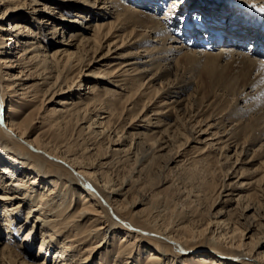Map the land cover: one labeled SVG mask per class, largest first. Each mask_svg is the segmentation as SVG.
Here are the masks:
<instances>
[{
	"label": "bare ground",
	"instance_id": "bare-ground-1",
	"mask_svg": "<svg viewBox=\"0 0 264 264\" xmlns=\"http://www.w3.org/2000/svg\"><path fill=\"white\" fill-rule=\"evenodd\" d=\"M49 1L0 0V22H2L0 23V86H4L0 87L3 94L0 95V219L4 220L3 223L0 221V227L2 226L7 234L6 244L3 243L4 245L0 247V264H34L28 261L30 254L25 243L32 242L36 235H39L37 255L41 254L43 257L41 259L43 261L38 264L49 263V256L53 264H89L96 256H98L97 264H264V234L260 236V239H256V235L246 237L252 227L242 229L235 224L236 222L223 220L219 215H213L204 223L190 217V219L184 217L176 222L166 223L159 221L158 215V218L155 215L157 211L154 210L155 214L146 213L145 209L139 206L157 195L144 193L137 188L139 192L130 195V190H133L132 188L136 187L139 181L138 178L128 175L118 177L120 180L116 182L107 173L108 168L118 162L122 163L129 157L122 159L120 153L124 150L116 148L110 150L109 144L105 147L100 144H103L105 139L107 143L115 142L110 135L114 132L117 136V126L110 121V118L115 116L113 102L116 97H119L118 103L122 104L125 115H131L130 112H133L135 108L137 101L133 96L136 93H131L128 80L142 81L144 76L154 71L160 63L162 69H156L148 79V82L153 83L158 78L169 75L170 68L176 70L178 64L183 63L184 66L185 64L199 66L200 75L194 82L196 96L189 94L186 98L181 97L184 90L193 84L185 77L180 78L179 81L167 82V88L160 85L163 89L160 92L158 88L149 84L148 88L141 93L146 100L139 110V118L145 122L146 128L150 127L149 130L164 127L162 134L166 136L165 140L160 136L153 140L151 148L155 149V152L167 148L170 140L179 137L177 135L179 132L174 130L176 126L182 127L184 131L189 129L191 132L198 128L194 131L197 133L196 136H190V132L186 138L184 137L185 142L180 141V144L186 145L192 140L198 143L205 135L204 137L207 138H204L205 146L218 144L221 151L235 146L234 153L237 157L242 153L246 143L253 145L261 142L260 147L264 148V122L259 124L258 116L255 122L251 119L256 117L251 119L245 117L250 112L256 115L264 108V62L249 55L248 52H246L247 55L244 52H236L237 49L233 51L231 47L234 44L228 46L226 39L222 40V46L215 52L200 50L201 44L197 45L194 41L188 42L193 48L187 46L191 49H185V46L179 44L181 41H176L169 35V30L171 31L169 25L173 23L167 24L164 17L158 18L151 13H146L145 17L149 24L142 25L144 27L142 33L132 30L127 35L132 37L134 44L148 42L147 38L152 37L149 41L150 46L145 49L143 57H133L132 55H137L134 52L126 55L123 53V59L119 62L106 68L99 67L91 70L89 68L92 66H99V61H105L109 53H116L125 46L126 37L121 34V29L132 19L131 15L135 16L141 11L131 6H123L119 0H82L84 5L77 3L81 0H65L66 2L63 0L62 2L65 3L57 4L60 8V16L57 18L47 11L51 8L48 6ZM172 3L181 4L179 0H173ZM40 4L43 8H39ZM173 4L168 10L171 13L175 11ZM121 7L124 13H121ZM25 9H31L29 14L35 15L31 26L25 24L22 15ZM73 9V14L67 18L64 15L65 12ZM87 16L96 20L91 24V19ZM167 17L171 19L172 16ZM7 18L9 21L4 23L8 20ZM226 18L222 21L226 24L232 23ZM34 22L35 26H33ZM44 24H52L53 34L59 33L58 29H61L62 33L69 27L74 30L70 32V42L62 44L64 48L57 49L50 53L51 55H47L45 47L41 44L45 40L41 31ZM193 29L188 25L185 26L182 35L195 33ZM239 32L237 31L234 36L237 40H242L247 35L251 37L248 40L251 43L254 40L253 37H256V34L249 30ZM74 40H78L77 45L72 43ZM217 41L214 39L211 42L212 45H216ZM12 44L15 45L14 52L9 51ZM73 46H76V51L71 49ZM80 46L84 47L82 55L79 54ZM103 48H106V53L101 54L97 61L87 58L89 52H98ZM60 54L62 57H59ZM41 55L43 57L40 60ZM83 67H87L85 76L90 79H99L104 75L107 77L105 81L107 86L103 89L112 99L98 103L102 105L97 108L95 102L101 100L99 92L94 86H88V82H83L84 79H78L80 74H83ZM112 67L115 69L112 70ZM74 70L77 71L70 77L65 74L66 71ZM52 72L54 74L51 76ZM121 76L124 84H119L116 79ZM34 78L40 80L34 81L36 80ZM69 78L70 81L67 82ZM48 79L52 80L48 81ZM83 85L88 88V91L82 93L79 100L60 98L56 101L58 107L57 105L45 107L44 113L39 117L52 118L49 122L55 121L54 123L60 126L68 119L65 120L66 116L79 113L83 108L84 113L79 117V122H85L87 125L80 127V130L93 132L96 138L98 135H102V138L105 135V138L98 142L104 151L100 153L99 148L97 149L93 144L92 147L91 144L88 145L89 143L73 146L70 145L71 142L64 144L58 139L53 142L41 133L33 135L37 114L34 118L32 117L34 115H31L33 109L28 113L23 112V104L39 100L43 105L44 98L46 102H53L56 96L67 94L75 87L81 90ZM199 85L202 89H199ZM113 87L114 90H112ZM121 91H125L124 94H121ZM209 91L210 93L212 91L214 96L224 92L235 99L233 103L236 105L234 106L236 113L231 111V114L222 117L225 122H228L230 117L233 119L231 122L234 123L229 128L231 129L229 133L226 132V126L218 124L219 121L206 120L210 116H199L198 111L210 105V102L205 104L204 108L195 111V103L190 96L197 98L200 92L205 95ZM152 92L157 93L156 96H158L154 103L157 110H153L150 106ZM89 95L91 98L83 102V99H88ZM17 99H21L20 102ZM40 106L39 109L42 108ZM90 106H93L94 116L87 113ZM173 108L181 112L180 118H176L175 122L173 120V122H166L165 125L161 124L158 115L166 113L167 111L163 112L164 109ZM20 110L23 115L19 118L17 114ZM152 119H156L155 123H151ZM95 125L100 129L93 130L96 127L92 126ZM140 137L141 135H137V139ZM230 137L233 138L232 143L227 142ZM134 144L141 143L139 141ZM108 157L110 159L107 160ZM134 157L135 162L136 155ZM224 160L227 161L228 157H224ZM237 160L238 158L236 162ZM262 180L264 175L258 179L254 190L261 191L259 186L263 185ZM55 193L59 195H54ZM153 194L154 197H152ZM75 196L77 200H73ZM66 197H69V202L65 201ZM23 209L25 215L24 222L21 223L17 220V216H20ZM251 209L253 206L249 204L243 207L244 212ZM257 224L264 229V224ZM14 230L20 232V239L15 240ZM108 230L109 233L112 232V235L106 237ZM37 231L39 234L36 233ZM100 236L103 238L98 240ZM116 237H120V240H116ZM247 238L249 240L245 241ZM103 240L104 243H102ZM141 244L144 249L141 248ZM135 246H139V249ZM143 252H145L144 257L141 255Z\"/></svg>",
	"mask_w": 264,
	"mask_h": 264
},
{
	"label": "rangeland",
	"instance_id": "rangeland-1",
	"mask_svg": "<svg viewBox=\"0 0 264 264\" xmlns=\"http://www.w3.org/2000/svg\"><path fill=\"white\" fill-rule=\"evenodd\" d=\"M62 1L63 0H50L48 2V6H51V8L49 10H47V11H49L48 13H50L54 17L58 18L60 16V8L58 7L57 4H60V3L63 4L66 2L65 0H64L65 2H62ZM42 2L43 1H41V3ZM119 2L123 6L124 5H126L128 7L131 6V7H133V9L141 11V12L140 13L138 12L136 14L137 16L131 15L132 19L130 18L131 20L128 21V24H126L121 29V34L124 35L126 38L124 40L125 46L121 50H119L120 52L117 51L116 53H109V55L106 56V58L104 59L105 61H99V66L94 65L91 68H89L91 70H96L99 67L100 68H106V66H109L113 63H117L123 59L122 56H124V54L126 55V54H130V53L134 52V54L135 55L137 54V55L136 56L132 55L133 57L142 56L144 54L145 49L149 48V46H150L149 41H150V38H152V37L147 38L148 42H145L142 44H134L132 42L133 41L132 37H127V35L130 34L132 30L136 31V33H142V30H144V27L142 25H144V24L148 25L149 24L148 20L145 17L146 13L147 14L151 13L153 16L158 17V18L164 17L165 18L164 21H166L167 24H168V22H169V24L173 23V24L169 25V27L171 28V31L169 30V35L174 37L176 39V41L177 40L183 41L180 37L187 36L190 34L189 33L186 35H182V33L181 34L179 33L180 36L178 35V32L182 29V27L184 25L183 22H185V20H188L187 16H192L195 13H197L198 11L202 10L203 8L208 9V11L214 17H215V15H221V17L219 19V21H221V22H223L222 19L223 20L225 19L224 18L225 16L222 17V14L224 12H225V15L228 14L229 12L227 9L229 7L233 11H235L234 14L238 18L241 19V18L245 17L251 23L254 22L255 20H257L258 16H261L264 14V13L259 11V8L264 7V0H184V1L179 0V2H181V4H183V3L185 4V3L189 2L191 7H188V9H186V10L182 9L181 4H177V5L175 3L173 4L172 3L173 0H151V1L150 0H138V1L137 0H119ZM139 2L140 3L143 2L142 3L143 5L140 6ZM195 2H197V5H195ZM77 3L84 5V3H82V0L77 1ZM172 4L174 5L173 9L175 8V11H179V13H177L176 15H175V11H173L172 13L168 11L171 9L170 7ZM144 5H146V6H144ZM253 5H255V7H253ZM39 6H40L39 8H43L42 4H40ZM122 7H121L120 11H121V13H124L125 11L122 9ZM87 8H88V6H87ZM122 10H123V12H122ZM30 11H31V9H25L22 13L23 18L25 20V24L27 26H31L32 21L35 20L34 19L35 15L33 16V15L29 14ZM66 12L64 15L67 16V18H70V16L73 14L72 12H74V9L71 10L70 12H67V13ZM170 15L173 18L171 17V19H169L167 17ZM39 16H41V15L39 14ZM87 17L89 19H91V21H90L91 24H92V22H94L96 20L95 18H92L91 16H87ZM226 17L230 18L229 15H227ZM190 19H193V18H190ZM6 21L8 22L9 19L5 20L4 23H7ZM189 22H190L189 25L191 27L192 21H189ZM213 22H215L214 19H213ZM0 23H2V22H0ZM223 23H225V22H223ZM237 23H240V22H237ZM73 24H75V23H73ZM135 25H137V26L135 27ZM33 26H35V22H34ZM51 26H52V24H44V27L41 28L42 29L41 31H42L43 36L45 38V40H43L42 41L43 43H41V44H42V46L45 47V49H46L45 52L47 53V55L48 54L51 55L57 49L59 50L60 48H64V45H62V44H66L67 42H70V39H71L70 32L74 31V30H72V28L69 27V28L65 29L63 33H62L61 29H58L57 31H59V33L57 32L56 34H53ZM240 26H242V24H240ZM145 30H148V29H145ZM181 32H184V29H182ZM65 40H67V41H65ZM6 43H8V41ZM72 43H76V45H77L78 40H74ZM248 43H249V41H248ZM176 44H178V43H176ZM179 44L180 45L182 44L183 46H185V49H191V48H188L187 46L193 48V46H190L188 43L186 44V42L185 43L179 42ZM228 46H229V44H228ZM13 47H15L14 44H12V46L10 47L11 48L9 50L10 52H11V50H12V52L16 51V49L14 50ZM75 47L76 46H73V48L71 47V49L75 50L76 49ZM231 48L233 51L236 50L233 47H231ZM227 49L230 50L229 47H227ZM200 50L205 51V49H203V48H201ZM217 50H218V46L211 49V51H213V52H215ZM206 51H210V50H206ZM238 51L243 53V51H241V50H237L236 52H238ZM93 52L94 51L89 52L87 54V58H92L95 61H97V59H99L101 54L103 55L104 53H106V48H103L98 52H96V51L94 53ZM141 52H143V53H141ZM81 53L84 54V47H82V46H80V49H79V54L82 55ZM42 57L43 56L41 55V57L39 59L41 60ZM59 57H62V54H60ZM118 57H121V59H118ZM134 59L139 60L138 58H134ZM161 63H163V62L161 61ZM185 65L187 67L184 66L183 63L178 64V67L176 70H175V68H170L169 75H165L162 78L160 77L157 80H155L153 83L148 82L149 81L148 79L152 75V73L155 72L156 69H158V68L160 69L162 67V65L160 63L158 64L157 67H155L154 71H150L147 73V75L144 76V79H143L144 81L143 80L142 81L141 80H128V82H129L128 88L130 89L131 93H133V94L136 93L133 96L134 99L137 101L135 108L133 109V112H130L131 115H125V112L122 111V107H123L122 104L118 103L119 97H116V100L113 102L114 103V110L113 111L115 112V116L113 118L112 117L110 118L111 119L110 121L112 123H114V125L117 126V131H118L117 136L115 135L114 132L111 133V135H110L111 137H113L115 142L107 143V139H105V140H103V144L102 143H100V144L104 147L109 144L108 149H110V150L115 149V148L119 149V150H124L120 153V156L122 157V159L123 158L126 159L128 157H129V159L123 160L122 163L121 162L116 163L115 164L116 166L115 165L111 166L110 168H108L107 173L109 174L110 177L114 178L116 180V182H118V180H120L119 178H122V177H125L128 175L129 176L133 175V177H135L136 179L138 178L139 181L137 182V184L135 183L136 187H133L132 188L133 190H130V192H131L130 195H132V194L135 195L136 193L139 192L138 191L139 189H140V191L142 190L144 193H147V194L155 193V195H157L156 197H154V194H153L152 197H154V198H152V199L150 198L148 200L149 203L147 202L145 204H141V206H139V207L145 209L146 213H148V212L152 213L153 212L152 214H155V212L157 211L158 213L156 212L155 215H156V217L158 215L159 218L158 217L157 218L159 219V221H165L166 223H168V222L173 223V222L180 220L181 218L183 219L184 217H188L187 219H190V218L194 219L195 218L194 219L195 221H199V222L204 223V221H207L213 215L214 216L219 215V216H221V219H223V220L225 219L227 221L230 220V222H236L235 224H237V226H239L242 229L243 228L248 229V228L252 227L253 229L251 228V231L250 232L248 231V234L246 237H248V235H251V236L256 235L255 238L260 239L264 234V231H263L264 229L262 227H258L257 223L264 224V189H263L264 188V180H262V182H261V184H263V185L259 186L261 191L254 190V189H256V187H257L256 184H258V179L264 175V148H263V146L260 147V144H262L261 142H256L253 145H251V144L248 145L246 143L244 145L242 153L239 154V157H237V155L234 153L235 148H236L235 146L234 147L230 146L229 149H227V148L222 149V151L219 149L218 144H215L214 146H205L204 140L207 139L206 137H204L205 135H203L201 141L198 143L195 142V140H192L191 142H189V144L188 143L186 145L184 143L180 144L179 143L180 141L185 142L184 137L186 138V136L189 135L191 130L187 129L189 131H187V130L184 131V129L182 127L176 126L174 128V130H175V132H179V133H177V135L179 137L170 140V143H169L170 145L167 148H165L164 150H161L160 152H155V149L151 148L153 140L157 139V137H159V136L163 137L165 140L166 136H164L162 134V132L164 131V129H163L164 127H159V128L157 127L155 129L149 130L150 127L147 126V128H146L145 122L142 121V118H139V115H138L139 110L141 109L143 102L146 100L145 96L141 95V93L143 92V90L145 91V89L148 88L149 84L153 85L155 88H158V91L160 92L163 90L160 87V85H163V88H167V86H168L167 82H170V81L175 82L176 80L179 81L180 78L185 77V78H188L192 81L191 83H193L192 84L193 86L191 85L190 88L184 90V92L181 94V97L186 98L189 94L195 95L194 90L196 88H194V86L196 83L194 84V82L196 80H198L197 78L200 75L199 69H198L199 66H195V65H191V64H185ZM30 67H32V66H30ZM86 68L87 67H83V74L81 73L80 77L78 79H84L83 82H88V86L89 85L94 86L95 90L97 92H99L101 100L96 101L97 103L95 102V107L97 108L100 105H102V104H98V103H103L107 100L109 101L112 99V97L110 95L105 94V89H103L104 87L107 86L106 82H105V81H107V77H105V75H104L103 77H99V79H96V78L90 79L87 76H85L86 72H87ZM31 69L33 70V67ZM114 69L115 68L112 67V70H114ZM71 71H66L65 74L68 77H70L77 70H74L73 72H71ZM185 71H186V73H185ZM188 73H192L193 74V75L191 74L192 77H189L191 75H189ZM53 74H54V72L51 73V76ZM122 78H123L122 76L116 78L117 81H119L118 82L119 84H124V82L121 80ZM192 78L193 79L195 78V79L193 80ZM34 79H36L34 81L40 80L37 78H34ZM52 79H48V81H50ZM31 81H33V80H31ZM68 81H70V78L67 80V82ZM166 84H167V86H166ZM2 86H0V87H2ZM200 86L201 85H199V89L201 88ZM38 87L40 88L43 86H38ZM85 87L86 86L83 85L81 87V90H79L78 87H75V88H73V90H71L67 94H61V95L56 96V97L54 96L55 98H53V99L55 102L54 101L53 102H51V101L46 102V98H44L45 101L43 102L44 103L43 105L40 103L39 100L34 101L30 104L24 103L22 106V111L25 113H28L30 110L33 109L31 111V115H34V116H32V117L35 118L37 116L35 118L37 122L35 124L36 127L33 130V135L35 133L36 134L41 133V134H43L44 137H46V139H48L47 137H49V139H52L53 142H54V140L58 139L59 141H62V143H64V144L71 142L70 145H73V146H77V145L82 146V145H86L89 143L88 145L91 144L92 147H93V145H95V147H97V149L99 148V152L102 153V151H104V149L101 145H99L98 142H100L103 138H105V135L103 138L101 137L102 135H98L96 138L95 134L93 132L80 130V127L87 125V123H85V122H79L80 121L79 117H81L84 113L83 108L80 110V112H79L80 114L79 113H73L71 115L66 116L65 120L67 118L68 119L66 120L65 123H62L60 126H58L59 124H57V123L55 124L54 123L55 121H53L54 124L52 122H49L52 118L47 117L48 119H42L41 117H39L40 114L44 113L43 111H44L45 107L50 108V107H54L56 105L58 107L59 105L56 104V101H58L60 98L67 97V98H69V100H74V101L79 100V97L82 96V93L88 91V88H85ZM204 88L205 87H203V89ZM150 89H152V88H150ZM191 89H193V90H191ZM112 90H114V87L112 88ZM124 92L125 91H121V94H124ZM1 94H2V91L0 88V95ZM126 94H128V93H126ZM201 94L202 93L200 92V95ZM156 95H157V93H153V92L150 94V96L152 98L150 100V106L153 108V110H157L156 105H154L155 100H157V97H158ZM200 95L197 98H194L196 95L194 97L190 96L191 98H193L192 101L194 100L195 111L199 110L201 108H204V105L207 104L208 102H210V105L205 107L203 110L198 111L199 116H201V117L210 116V118L206 119V120H210V119L213 120L214 119V120L219 121L218 124L226 126V128H225V129H227L226 132L229 133L231 131V129H229V128L234 123V122H231L233 119L230 117V120L228 122H225L222 117H224V115H226V114H229L231 111L234 114L236 113L237 110L234 109V106H236V105H234L235 103H233V102H235L234 101L235 99H233V96L226 95V93H224V92H219V93H217L216 96H214L215 94H213L212 91H211V93L209 91V92H206L205 95L204 94H202L201 96ZM241 96L242 95H240V97ZM90 98H91V95L88 96V99L84 98L83 102H87ZM0 99H1V96H0ZM17 100L20 102L21 99H17ZM192 101H191V103H192ZM5 102H6V100H5ZM39 106L42 107V108H40L41 110L39 109ZM128 107H129V105H128ZM92 108H93V106H90L89 109L87 110V113L89 115L94 116V113L92 112ZM37 109L40 111H38ZM233 110H235V112ZM81 111H82V113H81ZM88 111H91L92 113L88 112ZM97 112H100V111H97ZM163 112H166V113L158 115V119H159V121H161L160 122L161 124L164 123L163 125H165L166 122H173V120L175 122L177 119L180 118L179 114H181V112L177 108H173L170 110L164 109ZM22 115H23V113L20 110V112L17 114V116L20 118ZM234 116H236V115H234ZM257 116H258V119H260L259 124L263 123L264 122V119H263L264 108L259 110L256 113V115L253 112H250L249 114L245 115V117L247 119H251V117L252 118L256 117V118L251 119V120H253V122H255L257 120ZM201 117H199V118H201ZM245 117H243V119ZM155 121H156V119H154V120L152 119L151 123L152 122L155 123ZM42 125H43V127H42ZM92 127H96V128H93V130L100 129V127H97L96 125L92 126ZM204 127L205 126L203 125V128ZM178 129H179V131H178ZM195 130H198V128H196ZM195 130H193V132ZM193 132L190 133V136H196L197 135V133H195V132L193 133ZM182 134H184V136ZM137 135H141V137H140L141 139L140 138L137 139ZM231 136H233V135H231ZM238 137L240 138V136H238ZM117 138H119V139L117 140ZM131 138H133V139H131ZM204 138H206V139H204ZM232 139L233 138L230 137L229 140H231V141L228 140L227 142L232 143ZM138 140L140 141L141 144L135 145L134 143L139 142ZM240 140H242V139H240ZM130 143H132V144H130ZM213 143H215V142H213ZM99 152H97V153H99ZM130 152H132V153H130ZM135 155H136V159H135L136 161L134 162V158H135L134 156ZM177 155H179V156H177ZM226 156L228 157L227 161L224 160V157H226ZM114 157H116V156H114ZM237 158H238V160L236 162ZM106 159L108 160V159H110V157H108ZM246 161H249V162H246ZM109 172L110 173L112 172V173L110 174ZM143 184H144V186H143ZM228 184H229V186H228ZM140 187H142L143 189ZM135 190H137V192ZM57 194L58 193H55L54 195H57ZM68 195L69 194H67V196ZM73 200H77V197L76 196H75V198L73 197ZM65 201L69 202V197H66ZM72 204H73V202H72ZM246 204L253 206V209H251L247 212H244L243 207ZM154 210H155V212H154ZM171 212H172V214H171ZM104 213H106V212H104ZM106 214L108 215V217H111L108 213H106ZM24 215H25V213H24V209H23V212L20 214V216L19 217L17 216V218H18L17 220L21 223L24 222ZM112 216L114 217L113 214H112ZM165 216H166V218H165ZM199 217H200V219H199ZM0 221H1V223H3L4 220H2V218H1ZM88 225H91V224L88 223ZM91 228H93V227H91ZM0 229H1V231H0V247H2V245L6 244V242H7V240H6L7 234L4 232L6 230L4 228H2V226L0 227ZM14 231H15L14 233L16 234L15 240L20 239V235H19L20 232L18 233L16 230H14ZM109 232L110 231L108 230L107 233L105 234L106 237L112 235V232L111 233H109ZM36 233L39 234L38 231ZM38 236L39 235H36V237L32 240V242L25 243V245H27L29 248L30 258L28 259V261L32 262L34 264H38L41 261V259H43L41 254L39 256L37 255L38 244H39ZM117 236H119V235H117ZM102 238L103 237L100 236L98 238V240H101ZM119 238L120 237H116V240H120ZM248 240L249 239L247 238L245 241H248ZM15 243H16V241H15ZM102 243H104V240L102 241ZM135 248L139 249V246L138 247L135 246ZM141 248L144 249V247H142V244H141ZM34 255L36 258L34 257ZM141 255L144 257L145 252H143V254L141 253ZM97 257L98 256H96L93 260H91V262L89 264H97V262H98ZM51 261H52V259H50V256H49V261H48L49 263H47V264H53ZM177 261H178V259H177Z\"/></svg>",
	"mask_w": 264,
	"mask_h": 264
},
{
	"label": "snow or ice",
	"instance_id": "snow-or-ice-1",
	"mask_svg": "<svg viewBox=\"0 0 264 264\" xmlns=\"http://www.w3.org/2000/svg\"><path fill=\"white\" fill-rule=\"evenodd\" d=\"M253 7H255V5H253ZM259 11L264 13V7L259 8Z\"/></svg>",
	"mask_w": 264,
	"mask_h": 264
}]
</instances>
